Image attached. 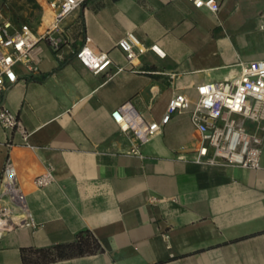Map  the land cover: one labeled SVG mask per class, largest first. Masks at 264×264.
I'll return each instance as SVG.
<instances>
[{"label":"crops","instance_id":"0c3cea01","mask_svg":"<svg viewBox=\"0 0 264 264\" xmlns=\"http://www.w3.org/2000/svg\"><path fill=\"white\" fill-rule=\"evenodd\" d=\"M217 12L187 0H86L65 20L58 50L47 40L36 72H17L0 93L27 133L0 126V171L9 160L35 225L0 238V264H22V248L73 241L89 230L100 252L42 264H264V151L258 169L194 160L197 130L186 111L141 155L110 113L125 102L160 120L169 99L238 74L264 59V0H216ZM127 32L157 44L127 66L117 41ZM85 36L113 65L93 73L74 56ZM52 167L51 184L32 180Z\"/></svg>","mask_w":264,"mask_h":264},{"label":"built area","instance_id":"2783aa9c","mask_svg":"<svg viewBox=\"0 0 264 264\" xmlns=\"http://www.w3.org/2000/svg\"><path fill=\"white\" fill-rule=\"evenodd\" d=\"M84 1L35 0L39 6V18L33 26H14L0 9V93L17 81L19 70H38V60L33 54L40 41L47 40L54 50L59 49L64 38L54 34H66V18ZM187 1L214 13L218 10L216 0ZM89 43L90 38L85 36L83 43L73 51L75 58L95 74H108L113 60L107 52H94ZM116 45L127 61V66H116V71L128 69L139 72L134 61L147 50L159 58L165 54L157 44L144 45L131 32L125 33ZM195 92L194 100L183 93H175L158 121L137 111L130 102L112 110L110 116L120 131L134 139L130 152L141 155L140 145L149 142L172 114L186 111L200 138L193 151L194 160L207 166L226 164L258 169L264 151V59L241 63L235 76L199 84ZM0 126L6 130L18 128L23 142L28 145L27 133L19 126L14 112L3 104H0ZM52 181L51 166H46L32 180L37 188H43ZM25 225L34 226V217L18 183L16 169L6 160L0 171V238L5 232Z\"/></svg>","mask_w":264,"mask_h":264},{"label":"trees","instance_id":"16d2710c","mask_svg":"<svg viewBox=\"0 0 264 264\" xmlns=\"http://www.w3.org/2000/svg\"><path fill=\"white\" fill-rule=\"evenodd\" d=\"M39 11V6L35 0H25ZM0 9L4 16H6L14 26H21L27 24L33 26L25 17H14L7 16L3 11V0H0ZM39 18V17H38ZM102 247L98 240L93 236L89 230H80L76 233L73 241L59 243L51 247L44 248H22L21 249V260L22 264H42L53 262L56 260L67 259L76 256L90 255L100 252Z\"/></svg>","mask_w":264,"mask_h":264},{"label":"rangeland","instance_id":"374dc122","mask_svg":"<svg viewBox=\"0 0 264 264\" xmlns=\"http://www.w3.org/2000/svg\"><path fill=\"white\" fill-rule=\"evenodd\" d=\"M3 11L9 17H25L34 25L38 23L39 11L25 0H3Z\"/></svg>","mask_w":264,"mask_h":264}]
</instances>
